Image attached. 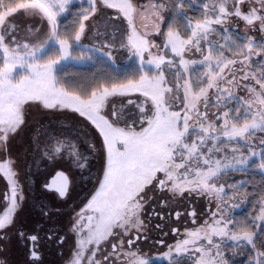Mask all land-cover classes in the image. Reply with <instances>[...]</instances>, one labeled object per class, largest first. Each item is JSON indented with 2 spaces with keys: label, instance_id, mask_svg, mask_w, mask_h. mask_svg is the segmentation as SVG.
<instances>
[{
  "label": "snow or ice",
  "instance_id": "6c2138e0",
  "mask_svg": "<svg viewBox=\"0 0 264 264\" xmlns=\"http://www.w3.org/2000/svg\"><path fill=\"white\" fill-rule=\"evenodd\" d=\"M69 15L72 23L62 31L60 20ZM233 18L244 23L243 34L233 33ZM177 20L183 33L172 26ZM89 36L99 43L82 44ZM113 49L126 51L134 78L70 82L69 60L114 65ZM33 107L62 118L56 127L35 129L33 165L67 161L82 180H92L102 149L98 187L73 218L68 264H230L229 250L247 254V264H264V0H149L144 6L135 0H0V177L7 184L0 242L15 230L28 264H43L44 242L63 245L64 237L17 227L25 189L9 154ZM76 118L99 134L100 149L69 123ZM70 184L65 171H56L43 187L66 198ZM189 197L208 202V219L185 229L163 253L142 250L149 240L146 205L155 199L149 219L164 220L157 207L179 206ZM246 203L253 211L237 219L235 210ZM50 211L41 206L43 216ZM183 214L168 212L176 220ZM187 215L195 224V208Z\"/></svg>",
  "mask_w": 264,
  "mask_h": 264
},
{
  "label": "flooded vegetation",
  "instance_id": "af4514ba",
  "mask_svg": "<svg viewBox=\"0 0 264 264\" xmlns=\"http://www.w3.org/2000/svg\"><path fill=\"white\" fill-rule=\"evenodd\" d=\"M236 23L239 24L240 28L233 26L235 33L243 34L244 23L242 21H237ZM236 23H234V25H236ZM94 141L100 146L98 140ZM27 142L31 143L27 155L18 153L17 156L12 157L11 149H9L11 158L16 161L20 172L19 179L25 189L24 205L17 213V227L23 229L27 233L35 231L41 236H44L49 230H55L58 235L64 237V243L63 245H56L52 242L45 241L40 250L43 264H68L75 244V236L70 230L73 218L75 214L84 207L88 199H90V196L94 193L96 187H98L95 182V177L101 175L102 157L99 156V159H95L92 165L93 169L98 166L97 170L95 169L92 172L93 179L82 180L80 178V173L75 171L67 161L62 160L50 163L46 160H39L38 164L33 165L35 153L31 151L32 139L25 138L23 144ZM19 145H14L13 149L15 151L19 150ZM25 165H27V167H25ZM56 171H65L66 174L69 175L71 184L66 198H59L56 193L49 192L43 187ZM6 189V180L0 177V199H2V194ZM44 205L47 206V209L51 210L48 217L43 216L41 213V206ZM153 205L155 204H150V207L148 206L149 210L152 211ZM179 206L178 209L174 207L168 209L156 208L157 212L162 211L164 213L165 218L161 220L159 216H154L149 219L150 223L147 222L149 228L146 233L149 240L140 244L142 250L146 252L149 250V254L162 252V250H165L163 248L170 243L171 239L177 238L178 234L174 235L171 229H180V227L187 223V221H185L186 219L183 218L185 207L182 204ZM151 211H149V216ZM169 211L173 213L175 211H181L184 214L181 216L180 220H176L174 215L171 217L168 215ZM157 224L161 227L157 228ZM164 233H167V235H164ZM158 240H163L164 244L159 245L155 243ZM0 247L3 248V253L0 254V258L5 259L7 264H28L27 247L25 246V242L16 237L15 230H9L8 239L0 242ZM158 247H160V249H158Z\"/></svg>",
  "mask_w": 264,
  "mask_h": 264
},
{
  "label": "rangeland",
  "instance_id": "374dc122",
  "mask_svg": "<svg viewBox=\"0 0 264 264\" xmlns=\"http://www.w3.org/2000/svg\"><path fill=\"white\" fill-rule=\"evenodd\" d=\"M135 2L137 4H139V5H141V6H144V5H146L149 2V0H135ZM109 11L113 12L114 10H109ZM233 19L235 21V18H233ZM236 22L237 21H235L234 23H236ZM136 23H137L138 26H140L141 21L137 20ZM234 23L232 24V29L233 30H234L233 26H236V25H234ZM41 27H42V31H43L44 28H43V26H41ZM148 31H153L150 26L148 28ZM151 38L153 40H155L156 43H161L162 42V37H160V36H153ZM98 43H99V41L93 39L90 36L86 37L84 40H82V44H85V45H88V46H91L92 44H98ZM113 56L115 57V64H125V63L130 62L129 59H128V54L124 50L113 49ZM195 58H199L198 54L196 55ZM89 62H93V61L79 62V61L73 59V60H69L67 62V64L72 63V64H76V65H86ZM69 115L73 116V117L76 116V114H71V113H69ZM61 119L62 118L58 117V116L46 115L40 109H38L36 107H33L30 110V117H29L28 126L26 128H24L21 133L18 134L16 139H14V140H12L10 142L11 143L10 144V149H11L12 157L17 156L18 153L20 154L22 152L21 149L25 146V144H23L24 139L28 138V135L31 137L33 135L35 129L37 128V126L45 125V124H51L53 127H56L59 124ZM69 123H74L77 127L83 128L85 131L88 132V135H89V138H90L91 142L95 143L97 145V143L94 140H98V143L101 146L102 138L99 137V134L97 132H95V130L92 129L91 126L87 125V122L83 121V118H76L75 120L70 121ZM14 145H17V146L19 145V150L15 151L13 149ZM100 146L97 145V148L100 149ZM101 151H102V149H101ZM101 151L97 152V155H96L95 159H99L100 158L99 156H101ZM97 168H98V166L95 169L97 170ZM95 169H93V171ZM153 195L156 196L155 193H153ZM185 195L187 196V193ZM156 202L157 201L154 199L150 204H156ZM207 203L208 202L203 197H199V198H197V197H189L188 200H186V201H184L182 203V205H184V207H185V214L183 215V218L186 219L185 221H187V223L185 225H183L182 227H180L181 233H178L177 238L171 239V241H170V243L168 245L174 244L178 239H181L182 238L181 234L183 233V231L185 229L196 228L197 226H199L203 222V220L208 219V214L205 212V208L207 206ZM150 204L146 205L147 208L145 209V212H144V218H145V223L147 225V229L149 228L147 222H149V211H151V210H149ZM179 207L180 206H174L175 209H178ZM246 207H247V203L244 204L241 208L236 209L235 212H234L235 217H237V214L242 213L246 209ZM191 208H195V210L197 212V217H196V223L195 224L192 223V218L187 215V211H190ZM166 247H167V245L163 248L165 250L161 249L162 252H159V253L165 252L166 251ZM158 249H160V247H158ZM148 251L149 250H147V252ZM154 251H155V248H154ZM238 253H240V252H238ZM237 254L235 256H238ZM240 255H241L240 256L241 258H247L246 257L247 254H245V253H242ZM234 259L236 260L237 258L235 257Z\"/></svg>",
  "mask_w": 264,
  "mask_h": 264
},
{
  "label": "trees",
  "instance_id": "16d2710c",
  "mask_svg": "<svg viewBox=\"0 0 264 264\" xmlns=\"http://www.w3.org/2000/svg\"><path fill=\"white\" fill-rule=\"evenodd\" d=\"M78 10V5L73 8V12L72 14L74 15L75 11ZM188 14L193 18V19H197L199 18V12L195 9H187ZM167 16L168 14H166V23H167ZM61 23V30L63 31L65 29L66 25H70L72 23V17L71 15L66 16V17H62L60 20ZM174 28H178L181 33L184 32V25L181 21L177 20L173 23L172 25ZM233 33H235V31L233 30ZM73 55L75 56L76 53L73 52ZM132 63V61L125 63V64H98L93 62H89L86 65H76V64H66V76L70 79V82H79V83H83L85 85L91 84L93 81L96 80H100V81H107L110 77L114 80H119V81H123L124 78L130 77V78H134L130 76V72L128 71L129 65ZM243 95V93H241ZM32 137V136H31ZM30 136L28 137L29 139H32ZM29 142H27L25 144V146L21 149L22 152L21 154L23 155H27L28 154V149L30 147ZM239 178V176L237 177ZM256 183H258V181H256ZM248 191L251 193L253 191L252 187L249 186ZM251 196L249 197V200H251ZM253 211L251 204L247 203V207L246 209L240 213L237 214V219H241L243 217H245L246 215H248L249 213H251ZM240 254L242 253H238V256H233L231 251L229 250L227 252V255L230 259V264H247V259H249L248 256H246L247 258H241ZM237 258L236 260L234 258ZM159 264H167L166 261H159Z\"/></svg>",
  "mask_w": 264,
  "mask_h": 264
}]
</instances>
